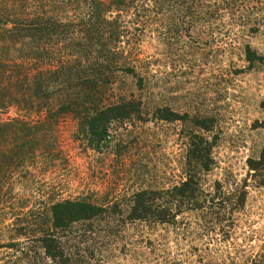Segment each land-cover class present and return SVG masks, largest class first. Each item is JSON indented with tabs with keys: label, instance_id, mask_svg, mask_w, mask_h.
<instances>
[{
	"label": "rangeland",
	"instance_id": "obj_1",
	"mask_svg": "<svg viewBox=\"0 0 264 264\" xmlns=\"http://www.w3.org/2000/svg\"><path fill=\"white\" fill-rule=\"evenodd\" d=\"M139 1L152 9V1ZM157 3L155 13L123 9L120 49L136 73H115L108 96L137 99L142 113L112 121L99 150L72 115H61L50 125L53 156L16 174L7 199L14 208L40 212L63 199L109 207L67 227L59 238L62 264H258L264 255V0ZM16 115L10 108L0 120ZM186 180L211 195L217 184L224 193L245 185V201L233 211L227 204L223 216L215 213L219 207L184 203L170 223L127 219L134 194L168 196ZM9 211L0 209V243L15 234ZM24 240H17L22 247ZM39 253L34 263L58 264ZM16 259L27 261L17 248L0 249V264Z\"/></svg>",
	"mask_w": 264,
	"mask_h": 264
},
{
	"label": "trees",
	"instance_id": "obj_2",
	"mask_svg": "<svg viewBox=\"0 0 264 264\" xmlns=\"http://www.w3.org/2000/svg\"><path fill=\"white\" fill-rule=\"evenodd\" d=\"M148 1H152V9L139 0H0V114L10 108L17 112L13 118L0 120V209L8 206L15 233L11 241L0 243V249L17 248L27 258L24 264H36L40 251L62 264L59 238L67 227L109 209L82 199H63L47 203L41 212L25 210L11 206L7 194L16 174H28L35 160L53 156L50 125L61 115H72L88 135L89 146L99 150L110 138L112 121L142 113L141 101H111L108 96L115 73H136L120 49L126 32L119 22L123 9L133 10L136 16L139 9L155 13L157 0ZM83 13L84 17L79 15ZM260 127L264 136V120ZM244 188L224 193L217 184L211 195L198 183L186 180L168 196L141 191L133 195L127 219L170 223L184 203L188 209L208 207L213 211L219 207L215 213L223 216L227 204L232 211L243 205ZM21 238L26 247L17 241ZM17 263L22 264L16 259L13 264ZM258 264H264V255Z\"/></svg>",
	"mask_w": 264,
	"mask_h": 264
}]
</instances>
